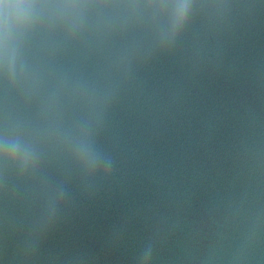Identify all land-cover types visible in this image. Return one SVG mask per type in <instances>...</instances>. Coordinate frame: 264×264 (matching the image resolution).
Masks as SVG:
<instances>
[{"label":"water","instance_id":"obj_1","mask_svg":"<svg viewBox=\"0 0 264 264\" xmlns=\"http://www.w3.org/2000/svg\"><path fill=\"white\" fill-rule=\"evenodd\" d=\"M0 264H264V0H2Z\"/></svg>","mask_w":264,"mask_h":264},{"label":"clouds","instance_id":"obj_2","mask_svg":"<svg viewBox=\"0 0 264 264\" xmlns=\"http://www.w3.org/2000/svg\"><path fill=\"white\" fill-rule=\"evenodd\" d=\"M0 2H2V0H0Z\"/></svg>","mask_w":264,"mask_h":264}]
</instances>
